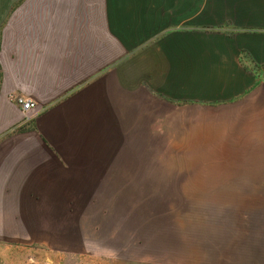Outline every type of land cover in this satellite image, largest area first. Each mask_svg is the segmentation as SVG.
<instances>
[{
    "label": "crops",
    "instance_id": "1",
    "mask_svg": "<svg viewBox=\"0 0 264 264\" xmlns=\"http://www.w3.org/2000/svg\"><path fill=\"white\" fill-rule=\"evenodd\" d=\"M138 3L180 10L151 14L189 30L232 20L256 33L172 34L163 56L92 81V58L57 3L2 17L0 1V31L10 21L0 40V233L65 231L60 217H92V183H144L130 175L167 161L170 191L183 186L188 247L191 232L217 264H264V78L249 69L264 65V0ZM18 97L37 104L28 119Z\"/></svg>",
    "mask_w": 264,
    "mask_h": 264
},
{
    "label": "rangeland",
    "instance_id": "2",
    "mask_svg": "<svg viewBox=\"0 0 264 264\" xmlns=\"http://www.w3.org/2000/svg\"><path fill=\"white\" fill-rule=\"evenodd\" d=\"M0 1L6 7L14 2L10 14L8 8L1 9L2 17L39 16L41 7L46 9L52 7V2L57 3L55 7L60 9V14L71 20L66 25L70 27L68 32L80 34V49L92 58V81L122 64H145L147 54L155 52L163 56L168 52L172 34L199 31L248 36L256 33L253 27L232 20L204 26L203 30L192 26L189 30L191 26L179 24L176 17L151 14L180 10L143 9L138 3L180 0ZM222 1L228 4L253 0ZM229 11L235 12L233 17L243 14L239 8ZM9 23L7 19L2 24L0 40ZM249 67L251 73L264 78V65ZM96 176L92 173V180H99ZM130 179L144 183H92V217H60L66 224L65 231L35 225L19 233L1 232L0 264H217L216 258L202 255L201 242L191 232L188 247L183 186H172L170 191L167 161H162L159 169H146L144 173L130 175ZM32 203L35 207L41 204Z\"/></svg>",
    "mask_w": 264,
    "mask_h": 264
},
{
    "label": "built area",
    "instance_id": "3",
    "mask_svg": "<svg viewBox=\"0 0 264 264\" xmlns=\"http://www.w3.org/2000/svg\"><path fill=\"white\" fill-rule=\"evenodd\" d=\"M15 104L20 108L21 113L24 118L28 119L33 110L36 109L37 104L32 100L24 99V98H15L13 99Z\"/></svg>",
    "mask_w": 264,
    "mask_h": 264
}]
</instances>
